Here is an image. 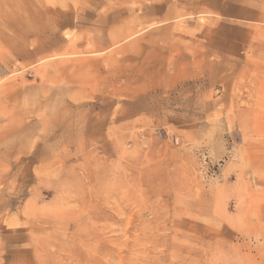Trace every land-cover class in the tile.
I'll return each instance as SVG.
<instances>
[{"label":"rangeland","instance_id":"374dc122","mask_svg":"<svg viewBox=\"0 0 264 264\" xmlns=\"http://www.w3.org/2000/svg\"><path fill=\"white\" fill-rule=\"evenodd\" d=\"M0 264H264V0H0Z\"/></svg>","mask_w":264,"mask_h":264}]
</instances>
